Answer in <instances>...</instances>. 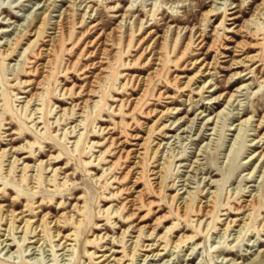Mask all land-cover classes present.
I'll list each match as a JSON object with an SVG mask.
<instances>
[{
    "label": "rangeland",
    "instance_id": "rangeland-1",
    "mask_svg": "<svg viewBox=\"0 0 264 264\" xmlns=\"http://www.w3.org/2000/svg\"><path fill=\"white\" fill-rule=\"evenodd\" d=\"M86 1L92 14L86 23H97L88 32L79 23L84 10L72 9L71 0H0V264H264V18L247 23L261 0ZM212 6L218 9L210 11ZM64 12L72 15L69 31L59 38L60 52L36 100L41 68L33 69L45 60L37 52L48 47ZM141 21L146 23L138 31ZM190 33L202 40L201 47L195 37L183 49ZM97 35L95 58L82 48ZM110 43L111 54H101ZM150 43L163 57L159 74L147 79L154 60L141 49ZM94 58L105 68L97 83L91 81L97 69L84 67ZM195 59L200 63L191 65ZM202 64L207 65L197 72ZM91 85L93 103L80 109ZM130 99L137 100L133 110ZM112 138L125 151L146 142L139 158L116 160L108 170L118 155L116 143L103 151ZM136 160L140 173L121 180L124 167ZM161 162L158 187L152 170ZM135 175L141 178L132 191L113 195ZM139 190L136 216L129 218L125 207L114 213ZM253 194L258 204L245 211ZM209 198L214 206L205 214ZM9 211L16 216L6 236L2 218ZM132 221L145 226L146 235L153 231L142 235L134 253L136 232L112 243ZM39 223L42 240L36 242L39 228L35 234L31 228Z\"/></svg>",
    "mask_w": 264,
    "mask_h": 264
},
{
    "label": "bare ground",
    "instance_id": "bare-ground-1",
    "mask_svg": "<svg viewBox=\"0 0 264 264\" xmlns=\"http://www.w3.org/2000/svg\"><path fill=\"white\" fill-rule=\"evenodd\" d=\"M72 1V9H75V10H79V9H81V10H84L83 11V13H81V14H79L80 16V20H79V23L81 24V23H86V18H91V15H90V11H91V6L90 5H88V1H86V0H71ZM81 6H83V7H81ZM214 6H212V9L210 10V11H213V10H217L218 8L217 7H214ZM93 11V10H92ZM67 12V11H66ZM66 12H64V14L63 15H59L58 16V20H57V26H59L58 28H59V30L57 31V32H55L54 33V36H52L50 39V42H49V44H48V47H46L45 49H41L40 51H38L37 52V55H43L44 56V62L43 63H39V64H37V65H35V67H34V69H33V71H36L38 68H41L40 69V74H39V76H40V79L38 80V81H36L35 82V90H34V92L32 93V97H34V99H36V100H39V96H40V91L38 92L37 90L38 89H40L39 87H40V85H43L44 83H45V80L47 79V77H48V73H49V69H50V67H51V65L53 64V62H54V54H55V52L57 51V52H60V37H62V34L65 32V29H66V32L68 33V29L67 28H65L66 26L68 27V23H70V15L71 14H67ZM230 13H233V12H230ZM66 14V15H65ZM69 15V16H68ZM72 16V15H71ZM253 18H251L249 21H247V23L249 22H252V21H254V20H256V21H258V19H260V18H264V0H261V2L259 3V4H257V6L255 7V11H254V14H253ZM259 17V18H258ZM123 18H125V17H123ZM238 18V16H234V17H232V18H230V19H237ZM92 19V18H91ZM124 20V19H123ZM126 20V19H125ZM122 21L123 22V24L120 26V28H121V30L122 29H124V28H126V21ZM143 20V19H142ZM69 21V22H68ZM72 21V20H71ZM91 21L92 20H90L89 21V23H91ZM145 21V20H144ZM44 23H45V16L44 17H42V18H40V20H39V23H38V25L35 27V30H34V35H38V33H39V31H41V29H42V27H43V25H44ZM144 23H146V22H144ZM142 21L140 22V25L138 26V28H137V30L139 31L140 30V28L142 27V24H144ZM148 23V22H147ZM119 24V23H118ZM131 24H133V23H130V26H131ZM86 25H87V28L84 30V31H93L96 27H97V23H91L90 25H88V23H86ZM71 26V25H70ZM129 26V25H128ZM137 27V26H136ZM119 28V29H120ZM129 28V29H128ZM150 28V27H149ZM118 29V30H119ZM130 29H131V27H127V37L128 38H130V35H131V32L132 31H130ZM113 30V29H112ZM121 30H120V32H121ZM181 31V30H180ZM80 32V31H79ZM112 32V31H111ZM110 32V33H111ZM117 32V31H116ZM178 32V31H177ZM118 33V32H117ZM136 33V32H135ZM150 33H151V31H148L146 34H145V36H143L141 39H139V41H138V43H136L137 45H139V44H141V43H144V40H145V38L146 37H148V35H150ZM179 33V32H178ZM178 33H177V35H176V37H175V40H176V38H177V36H178ZM252 33V32H251ZM121 34H122V32H121ZM152 34V33H151ZM193 34V33H192ZM65 35H66V33H65ZM111 35H113V33L111 34ZM114 36V35H113ZM112 36V37H113ZM116 36V35H115ZM125 36V35H124ZM244 36V35H243ZM111 37V38H112ZM116 37H120V35L118 36H116ZM137 37V36H136ZM196 37V46H199V47H201L202 46V40L201 39H199V37H198V35L196 36V35H191V33L189 34V37H188V40L186 41L185 39V44H184V46H183V49L184 48H186L187 46H189L190 45V43L192 42V40L194 39ZM78 38V37H77ZM110 38V37H109ZM150 38V37H149ZM67 39V38H66ZM127 39V38H126ZM150 39H152V38H150ZM84 40V39H83ZM110 40V39H109ZM116 40H118L117 38H116ZM129 40L130 39H127V42L126 43H128L129 44ZM157 40V39H156ZM248 40V39H247ZM18 41V37L15 39V41L14 42H11V43H9L10 44V46H13V45H16V42ZM119 41V40H118ZM118 41H115V40H113V41H111V42H113L114 44H116V42H118ZM143 41V42H142ZM165 41V40H164ZM245 41V40H244ZM32 42V41H31ZM31 42L30 43H28L29 45L31 44ZM213 42V41H212ZM246 42V41H245ZM257 42V41H256ZM256 42H255V44H256ZM75 43H76V41H75ZM125 43V42H124ZM152 43H154V41L152 42ZM155 43H156V41H155ZM154 43V44H155ZM173 43V42H172ZM193 43V42H192ZM247 43V42H246ZM58 44H59V46H58ZM127 44V45H128ZM118 45V44H117ZM125 45V44H124ZM135 45V44H134ZM9 46V47H10ZM109 47H104V48H102L101 49V54H103V55H108V54H111V49L113 48V44L112 43H110L109 45H108ZM163 47V46H162ZM172 47V46H171ZM126 48V47H125ZM82 49H85L86 50V53L88 54V56L90 55V56H93V57H95L96 58V54L99 52V50H100V42H99V36L97 35V36H95V37H93V39H91V40H88L87 42H85V44H84V46H83V48ZM139 50V49H138ZM141 53H144V52H146V53H148L149 54V57L147 58L148 60H150V59H153L154 61V67L152 68V70L148 73V75L146 76V78L147 79H150L151 77H154L155 75H157V74H159V72H160V69H161V65L162 64H160L161 63V61H162V57H161V55L158 53V51L156 50V49H154V47L152 46V44L150 43V44H148V45H146V46H144V47H142V49H141ZM171 51V50H170ZM180 51V50H179ZM198 52V51H197ZM4 53H5V55H8V49H5L4 50ZM3 53V54H4ZM77 53H78V51H77ZM115 53V52H114ZM182 53V52H181ZM99 54V53H98ZM138 54H140V53H138ZM77 55V54H76ZM115 55V54H114ZM79 56V55H78ZM102 56V55H101ZM111 56V55H110ZM139 56V55H138ZM181 56V55H180ZM106 57V56H105ZM135 57V56H134ZM249 57V56H248ZM78 58V57H77ZM95 58L94 59H92V62H90V63H88V64H86L84 67H86L87 68V66H91V67H94L95 69H97V71L96 72H94V74H93V79L91 80V81H93V82H98L100 79H102L103 78V75H102V72H103V70L105 69L104 67H102L101 66V64H99V65H97V63H99V62H97V61H94L95 60ZM109 58V57H108ZM179 58V57H178ZM137 59V58H136ZM112 60V59H111ZM147 60V61H148ZM165 60V59H164ZM106 61V60H105ZM70 62V61H69ZM144 62H146V61H144ZM101 63V62H100ZM126 63V62H125ZM185 64H186V62H184ZM195 63H200L199 62V59H195L194 61H191L190 62V64L192 65H194ZM73 64V63H72ZM116 64V63H115ZM71 65V64H70ZM84 65V64H83ZM151 65V64H150ZM186 65H188V64H186ZM206 65L207 64H202L200 67H199V69L197 70V72H199L201 69H203V67H206ZM149 66V65H148ZM70 68H71V66H70ZM81 69H83V68H81ZM66 70V69H65ZM107 70V69H106ZM207 70V69H206ZM204 71V70H203ZM86 72V71H85ZM93 72V71H92ZM92 74V73H91ZM208 74V73H207ZM38 77V76H37ZM129 77V76H128ZM131 77V76H130ZM173 77V76H172ZM171 77V78H172ZM33 80V79H32ZM131 80H132V78H131ZM175 80V79H174ZM148 81V80H147ZM96 82V83H97ZM210 82V81H209ZM87 83H90V82H86V83H84L85 85L87 84ZM147 83V82H146ZM180 83V82H179ZM207 83V82H206ZM91 84V83H90ZM134 84V83H133ZM123 85V84H122ZM140 85V78L139 79H136V82H135V87L136 86H139ZM206 85V84H205ZM94 86V85H93ZM121 86V85H120ZM148 86V85H147ZM83 86H80V87H78L79 88V91H80V89L82 88ZM182 87V86H181ZM204 85L200 88V90H198V91H203L204 90ZM76 88H77V86H76ZM64 89V88H63ZM146 88L144 87V88H142V92H141V94L142 93H144V90H145ZM148 89V88H147ZM198 89V88H197ZM121 90V89H120ZM209 90V89H208ZM79 91L77 90V93H79ZM93 91H95L94 90V88H92V85H91V87H89L88 88V92H87V98L84 100V103H83V105L80 107V109H83L84 110V108L85 107H87V104H88V102H91V103H93V101H92V99H91V97L90 96H92L93 94ZM157 93V92H156ZM158 94V93H157ZM159 94H160V92H159ZM165 95V94H164ZM155 96V95H154ZM233 95L231 94L230 95V97L229 98H231ZM29 98L28 100H27V98H26V102H24L25 104H24V108L26 109V107H28V104L31 102V99H33V98ZM130 100H132V99H130ZM130 100H126V103L127 104H129L130 103ZM122 101V100H121ZM124 101V100H123ZM132 102H133V100H132ZM131 102V103H132ZM82 103V102H81ZM95 103V102H94ZM130 103V104H131ZM78 105H80L79 103H77ZM77 104H74L73 106H71L70 108H69V114H73V112H72V109L74 108V107H76V106H78ZM136 104H137V100H134V102H133V107L131 108L132 110H133V108H135V106H136ZM119 106V105H118ZM131 106V105H130ZM23 108V109H24ZM37 110V109H36ZM117 110V109H116ZM115 110V111H116ZM114 111V112H115ZM131 111V110H130ZM148 111V110H147ZM83 113V112H82ZM148 113V112H147ZM129 114H130V112H129ZM31 117L32 116H34V112H31ZM65 115V113H64V109H63V111L61 112V114H60V117L62 118L63 116ZM82 115V114H81ZM82 120H80V122H81ZM165 125V124H164ZM37 126V125H36ZM171 126V125H170ZM71 128V127H70ZM75 128H76V126H73V128H72V130L69 132V133H74V131H75ZM104 129V128H103ZM261 130V129H260ZM13 133V132H12ZM110 137V136H109ZM134 137V136H133ZM116 139V138H115ZM140 139V138H139ZM144 141H145V138L143 139ZM13 140L12 139H9V142H12ZM144 141L142 142V143H135V146H137V148L136 149H129V150H123V148H120L118 145H119V142L117 141V143H116V141H113V138L112 139H110V141H108L109 142V144L106 146V148H105V150H103V151H106L111 145H113L114 143H116L117 144V148H118V155H117V157H116V159H115V161H113L109 166H108V170H110L111 168H112V166L115 164V162H116V160L118 161V160H120V159H123V160H127V159H129V158H135V159H137V158H139L140 157V154L142 153L141 151H140V149H141V147H143V144H144ZM146 142V141H145ZM161 144H159V146H160ZM163 146V145H162ZM23 147V146H22ZM161 147V146H160ZM75 148H76V146H75ZM23 148H12V147H10L9 148V150H11V151H19V150H22ZM9 150H6V149H2L1 151L3 152V151H9ZM74 151H75V149H73ZM116 151V150H115ZM143 155V154H142ZM25 157H27V156H25ZM262 157H263V155H262ZM98 158V157H97ZM14 162H15V160H13L12 162H11V167L13 166V164H14ZM42 162L43 161H40V164H42ZM131 162V161H130ZM138 162H139V160H136V161H134L133 162V165L132 166H125L124 168H125V171H123V175L121 176V180L122 179H127L128 177H130V175L132 176L133 174H139L140 172H138L137 170H136V167H138L137 166V164H138ZM126 163V162H125ZM162 163V162H161ZM49 166V165H48ZM163 167H164V164L162 163V164H160L159 166H158V169H156V170H152V174L154 175V177H153V179H154V182H153V184H155V185H158V187L159 186H161L162 185V172H163ZM49 168V167H48ZM47 168V169H48ZM43 169H44V167H43ZM54 173L56 172V169H51ZM139 170V169H138ZM65 178H66V176H64ZM68 177V176H67ZM100 177V176H99ZM139 178H141V176H139L138 177V175H135V177H134V179H133V181H132V183H131V185L130 186H125L123 189H118L115 193H113V195H115V194H118V193H120L122 190H125V191H128V192H130V191H132V185L134 184V183H136V181H138L139 180ZM99 179V178H98ZM130 180H132V179H130ZM119 188V187H118ZM190 195V194H189ZM145 196V195H144ZM142 198H143V193L139 190L138 192H135V194L134 195H132V194H128L127 196H125L124 198H123V202L122 203H120V205L119 206H117L116 207V209L114 210V213H117L120 209H121V207L123 208V207H125L126 209H128V211L130 210V212L128 213V217L129 218H132L134 215L136 216V210H138V208H140V206L141 205H139V200H142ZM145 198V197H144ZM188 197L185 199V200H182V207H183V216H185V213H186V210H187V208H188V205H189V203H188ZM213 201V199L212 198H209L208 200H206L205 201V214L206 213H208V212H211L212 211V209H210V208H212L214 205H211V202ZM258 201H259V197L258 196H255L254 194L250 197V199L246 202V204H244L243 206H242V208H244V210L245 211H249V210H251L255 205H257L258 204ZM142 202V201H141ZM143 203V202H142ZM146 203V202H145ZM207 207H209V209L207 208ZM101 210V209H100ZM181 210V209H180ZM104 211V210H103ZM181 213V212H180ZM19 214H22V212H19ZM247 215V217L246 218H244V219H248V217H249V215H250V213L248 214H246ZM15 216H16V214L13 212V211H9V213H6L5 214V216L2 218V219H7V228L6 229H4L5 230V233H6V236L8 235V232H9V230L11 229V227L13 226V222H14V218H15ZM21 217V216H20ZM142 217V216H141ZM21 219H23L22 217H21ZM240 219V218H239ZM243 218H241V220H243L242 221V225H240L241 227L240 228H242L245 224H246V221L244 220ZM230 222H233V221H230ZM28 223H29V221L27 220V219H25V220H23V225H22V228H21V230H26L27 228H28ZM116 224V223H115ZM40 226H41V224L39 223V224H37L35 227H32L31 228V233H33V234H35V231L37 230V235H39V237L36 239V242H38V241H40V240H42L41 239V233L39 234V232H42L43 233V230L42 229H40ZM204 227V226H203ZM145 228V226H138L136 223L134 224L133 223V221L132 222H130V225L126 228V229H123L122 231H121V233H120V235L119 236H117V237H115V238H113L112 239V243H114V242H122L123 241V239H124V237H125V234H127L128 233V231H133V232H136L137 234H136V236H134L133 238H134V240H133V242H132V244H133V246H132V251H133V253H134V251H136V248L138 247V245H140V242H141V239H142V235H144V238L146 237V238H148V237H151L152 236V234H153V231H151V232H149L147 235H146V232H144V229ZM167 228V227H166ZM56 236H58V233L56 234ZM106 236V235H105ZM160 236H162V235H160ZM159 237V236H158ZM157 237V238H158ZM64 238H67V236H65ZM23 240H24V238H22ZM5 240H2V242H4ZM40 243V242H39ZM62 243H64L65 244V241L64 242H62ZM111 243V242H110ZM131 243V242H130ZM131 244V245H132ZM141 245H143L142 243H141ZM154 245H156L155 243L154 244H146V245H143V246H145V247H152V246H154ZM111 249V248H110ZM108 250V249H107ZM159 250V249H158ZM113 251V250H112ZM160 251V250H159ZM156 252V251H155ZM104 255V254H103ZM102 255V256H103ZM160 254L157 252V253H153L151 256H154V257H156V256H159ZM146 256H148V255H146ZM95 257H98V256H95ZM114 258V257H113ZM105 262V261H104ZM110 264V263H109Z\"/></svg>",
    "mask_w": 264,
    "mask_h": 264
}]
</instances>
